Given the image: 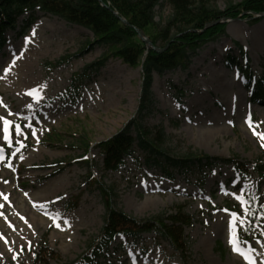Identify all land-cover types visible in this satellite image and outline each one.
<instances>
[{
  "label": "rangeland",
  "instance_id": "374dc122",
  "mask_svg": "<svg viewBox=\"0 0 264 264\" xmlns=\"http://www.w3.org/2000/svg\"><path fill=\"white\" fill-rule=\"evenodd\" d=\"M213 2L223 10L242 0ZM156 9V19L170 11L167 6ZM253 16L224 19L225 33L199 48L186 69L152 75L153 107L144 111L142 121L164 128L174 155L190 149L215 157L210 163L170 168L171 177L148 167L135 144L116 171L102 166L99 143L137 114L140 67L110 57L74 80L105 47L89 46L93 36L88 29L51 13L36 9L31 17L18 16L15 29L6 28L0 49V117L13 123L9 144L0 120V264H33L43 241L58 254L44 264H68L85 251L100 234L104 214L90 174L113 189L116 206L130 216L146 218L181 207L191 223L184 227L183 254L152 231L116 236L85 264H129L130 251L137 253V260L159 256L163 264H248L233 251L229 234H240L251 216L256 220L252 234L245 240L239 236L240 248L253 249L255 264H264V173L258 175L252 167L264 152L254 135L264 133V102L249 99L248 84L237 69L241 65L255 79L264 77V15ZM230 57L234 61L229 66ZM6 78L17 86L6 85ZM36 88L38 99L27 94ZM17 124L21 135L16 134ZM218 158L237 160L247 177ZM239 195L258 213L252 215L236 198ZM21 198L28 211L22 209ZM32 212L45 224L35 225ZM232 213L234 229L229 223ZM219 221L222 229L215 234L213 225Z\"/></svg>",
  "mask_w": 264,
  "mask_h": 264
},
{
  "label": "trees",
  "instance_id": "16d2710c",
  "mask_svg": "<svg viewBox=\"0 0 264 264\" xmlns=\"http://www.w3.org/2000/svg\"><path fill=\"white\" fill-rule=\"evenodd\" d=\"M164 6L169 7V14L156 19V8ZM35 9L88 29L93 36L88 45L105 47L106 50L100 58L85 66L80 73H75L74 80L84 76L89 70H96L110 57L118 58L130 67L142 68L140 105L136 116L123 130L99 143L105 171L117 170L123 164L124 158L133 153V143L144 153V161L148 167H157L168 177H171L170 168L184 169L194 164L210 163L215 159L190 149L183 154H172L164 129L142 121L144 111L153 107L150 94L152 75L177 68L186 69L199 48L225 33V23L218 22L219 19L235 18L244 11L245 17L263 13L264 0L228 3L223 10L218 9L213 0H0V47L5 40L3 35L6 28H14L16 17L26 12L31 17ZM215 21L217 22L211 23ZM134 27L152 45L165 49L155 51L148 47ZM60 62L57 61L56 64ZM245 76L250 82L251 78L246 71ZM252 99L264 100V78L255 82ZM88 147L85 144V149ZM221 160L232 162L240 173L246 175L245 166L237 160ZM253 170L259 175L264 173V152L254 161ZM89 176L102 199L103 224L100 234L87 244L86 250L77 259L68 264L92 263L118 234L136 237L140 233L154 231L181 254L185 253L187 242L184 227L191 220L181 207L173 208L170 213L161 212L146 218L130 216L116 206L111 187L91 174ZM248 209L252 215L256 214L252 203ZM254 221L255 218L251 217V224L240 235L248 236ZM56 257L58 254L43 241L34 252L33 264H44L49 258Z\"/></svg>",
  "mask_w": 264,
  "mask_h": 264
},
{
  "label": "snow or ice",
  "instance_id": "6c2138e0",
  "mask_svg": "<svg viewBox=\"0 0 264 264\" xmlns=\"http://www.w3.org/2000/svg\"><path fill=\"white\" fill-rule=\"evenodd\" d=\"M9 70H10V67L8 69H5V74H7V72ZM38 93H39V88H36V89L30 90L27 94L38 99L39 98ZM0 120H3V139L5 142L10 144L11 138H12L11 129L13 127V123H12V121H9L3 117H0ZM247 122L249 123V126L251 127L252 121H251L250 115H249ZM14 127H15L16 134L21 135L22 134L21 126L17 124ZM33 134H35V133L33 132ZM254 135L258 136V138L261 141V146L264 147V133H256L254 131ZM0 152H2V149H0ZM0 158H2V157H0ZM242 191L243 190L241 189V192ZM236 198L241 202L242 205H245L247 203V201L245 200L243 195L236 196ZM5 199H7V197H5ZM0 207H2V206H0ZM225 211H227V210H225ZM231 215L233 218L229 222L230 223V229H234V227L236 225V214L232 213ZM53 219L55 220L56 218L54 217ZM64 223H67V221H64ZM56 226L59 227L60 225L57 224ZM229 243L232 245L233 251H236L239 255L243 256V258L248 262V264H255L251 254H250L254 250L249 249L247 252H245L240 248V241H239V234L238 233L230 230Z\"/></svg>",
  "mask_w": 264,
  "mask_h": 264
},
{
  "label": "bare ground",
  "instance_id": "6f19581e",
  "mask_svg": "<svg viewBox=\"0 0 264 264\" xmlns=\"http://www.w3.org/2000/svg\"><path fill=\"white\" fill-rule=\"evenodd\" d=\"M28 66H29V62L27 63V64H25V65H23V71L26 69V68H28ZM10 79L11 78H6L5 79V83H6V85H8V86H11L12 84H16V83H14V82H12L11 84H10ZM5 86V85H4ZM16 86H17V84H16ZM7 87V86H6ZM5 88V87H4ZM6 90V89H5ZM4 90V91H5ZM6 92V94L8 93V91L6 90L5 91ZM9 94V93H8ZM23 98V97H22ZM1 109H4L3 108V106L2 105H0V113H1ZM4 175H1V177H0V179H2V177H3ZM220 187H218V189H219ZM162 190H165V188H163ZM171 190H173V189H171ZM21 200V201H20ZM19 201L23 204V205H21V207H22V209L24 210V211H28L29 209H28V207H26V204H25V202H24V199H20ZM0 203H2V201H0ZM0 206H2L1 204H0ZM2 207H0V209H1ZM31 221L35 224V225H41V224H45L44 223V219L42 218V217H40V216H38L37 214H35V213H33L32 212V214H31ZM221 229H222V222L221 221H219V222H217V223H215L214 225H213V229H212V231H213V233H215V234H218V232L219 231H221ZM226 239L228 240V236H226ZM151 251V250H150ZM149 251V252H150ZM128 263L129 264H137L138 262H141L140 264H163V260H162V258L161 257H159V256H156V255H152V257L151 258H140V260H137V257H138V255H137V253L135 252V251H130L129 252V254H128ZM233 260L235 261V260H237L238 261V259H237V257H235V256H233ZM241 264V263H240Z\"/></svg>",
  "mask_w": 264,
  "mask_h": 264
},
{
  "label": "water",
  "instance_id": "95a60500",
  "mask_svg": "<svg viewBox=\"0 0 264 264\" xmlns=\"http://www.w3.org/2000/svg\"><path fill=\"white\" fill-rule=\"evenodd\" d=\"M122 20H123V19H122ZM123 21H124V20H123ZM135 30L138 32V29H136V28H135ZM145 41H146L147 43H149V44H150V42H149V41H147V40H145ZM153 49H154V50H156V51H160V50H161V49H158V48H155V47H153Z\"/></svg>",
  "mask_w": 264,
  "mask_h": 264
}]
</instances>
